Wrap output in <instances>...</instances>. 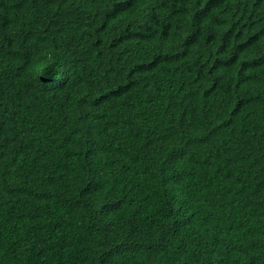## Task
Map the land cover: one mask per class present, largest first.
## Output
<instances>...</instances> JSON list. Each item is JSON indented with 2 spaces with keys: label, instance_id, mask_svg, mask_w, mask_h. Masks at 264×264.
<instances>
[{
  "label": "trees",
  "instance_id": "1",
  "mask_svg": "<svg viewBox=\"0 0 264 264\" xmlns=\"http://www.w3.org/2000/svg\"><path fill=\"white\" fill-rule=\"evenodd\" d=\"M0 264H264V0H0Z\"/></svg>",
  "mask_w": 264,
  "mask_h": 264
}]
</instances>
